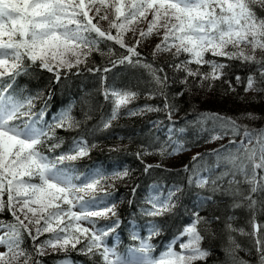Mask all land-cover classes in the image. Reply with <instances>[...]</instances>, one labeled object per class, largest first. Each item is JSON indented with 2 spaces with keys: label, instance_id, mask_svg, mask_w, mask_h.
Returning a JSON list of instances; mask_svg holds the SVG:
<instances>
[{
  "label": "snow or ice",
  "instance_id": "1",
  "mask_svg": "<svg viewBox=\"0 0 264 264\" xmlns=\"http://www.w3.org/2000/svg\"><path fill=\"white\" fill-rule=\"evenodd\" d=\"M261 13L264 0H0V213L7 207L13 217V222L0 221V247L5 249L0 252V264H41L34 256L45 255L47 249L54 253L77 251L92 259L93 264L95 257L100 258L99 264H198L206 260L210 252L202 247L203 232H210L213 220L220 217L209 219L200 213L212 196L200 199L179 234L158 256L153 255L152 238L163 229L157 218L177 215L181 207L184 187L179 184L166 191L153 185L145 194L142 204L147 207H141L140 215L149 218L144 225L147 236H140L133 225L131 239L138 241L136 246L123 254L114 244L110 246L107 237L116 232L121 220L113 193L104 190L103 182L127 179L130 170L116 165L111 173L100 169L82 172L76 162L88 157L95 144H89L83 136L74 137L65 151H57L64 140L56 135V130L69 131L79 126L71 110L47 120V105L35 112L38 96H25L14 85L32 67L53 73L59 83L62 75L86 64L93 52H102L101 43L112 41L126 53L112 60V65L126 63L144 68L156 86L147 97H163L162 107L144 105L129 109L128 115L164 112L169 121L166 141L152 150L142 145L143 151L136 153L137 158L143 163L145 155H179L189 149L177 138L186 128L177 127L173 120L179 109L165 91L170 86L169 75L163 67L145 61L138 47L153 35L160 38L152 56L155 60L162 53L172 55L168 66L173 73H182L179 83L185 86L176 97L191 92L193 85L211 89L219 80L234 92L232 81L224 79L226 69L231 67L229 61L256 65V72L247 76L244 91L264 92ZM102 21H107V30L102 28ZM145 22L146 29L140 28L139 24ZM129 31L133 36L138 33L139 38L133 43L124 39ZM235 82L241 83L239 75ZM103 95L112 107L98 130L110 128L121 109L127 108L138 93L105 87ZM244 116L255 119L252 113ZM188 123L198 125L201 133H208L205 143L230 137L229 145L194 155L191 167L184 165L183 171L188 174L189 187L229 196L231 209L246 208L251 213V232L234 228L231 215L225 228L229 233L251 236L260 264H264V225L257 222V213L264 212V130H250L236 118L210 112L199 113ZM209 158H214L211 164ZM153 167L163 165L146 164L144 172L147 174ZM138 187L132 188L133 196ZM100 220L111 223L98 226ZM45 234L47 238L37 243ZM26 238L31 240L34 252L23 247ZM228 240L239 248L233 236L229 235ZM178 242L179 251L175 249ZM59 264L72 262L66 257Z\"/></svg>",
  "mask_w": 264,
  "mask_h": 264
},
{
  "label": "trees",
  "instance_id": "2",
  "mask_svg": "<svg viewBox=\"0 0 264 264\" xmlns=\"http://www.w3.org/2000/svg\"><path fill=\"white\" fill-rule=\"evenodd\" d=\"M264 14V13H261ZM151 17L149 16V19ZM95 22V21H94ZM103 29H108L107 21H102ZM140 28L146 29L147 23L139 24ZM115 30H113V34ZM138 33L133 36L127 32L124 39L126 43H133L138 39ZM160 38L153 35L145 40L137 49L143 59L156 67H163L169 75V87L165 89L171 102L175 103L179 111L173 116L177 127H185L183 135L177 134L189 151L207 153L218 149L221 145H229L230 137L215 143H205L208 133H201L198 125L188 122L194 121L199 113H219L237 119L241 125H246L250 130H264V92H245L244 87L249 73L256 72V65H242L239 61H229L230 68L226 69L224 79L231 80L235 91H229L228 85L219 80L213 88H197L192 86L191 92H184L183 96L176 97L175 94L184 89L179 83L182 73H173L169 63L172 62L170 53H162L153 59L152 51ZM102 52H93L86 64L79 68H73L71 72L62 75L59 83L56 82L54 74L32 67L26 75L17 78L14 89L23 95L38 96L35 100V112L46 107L45 119L58 115L66 109H70L71 116L79 122L74 130L65 131L57 129L56 135L64 140L63 146L58 152L65 151L74 137L83 136L89 144H95L88 157L76 162L82 172L100 169L105 173H111L116 165H122L130 170V177L124 180L106 179L104 190L113 193L112 199L117 202V212L121 220L120 227L116 232L107 237V243L111 246L116 238L117 250L122 254L130 247L136 246L138 241L131 239L134 230L142 237L147 236V228L144 227L148 217L140 215L145 194L152 190L153 185H159L166 191L177 184L184 187L181 194V207L177 209V215L157 218L163 224L160 235L152 238L154 246L153 255L158 256L179 234L182 226L190 219V211L199 204V200L212 196V201L206 203L201 210V215L212 219L219 216V220H213L210 232H203L205 240L202 247L209 250L210 255L198 264H260V256L255 250L251 236L241 235L239 232L229 233L225 225L227 217L233 216L231 221L234 228H243L245 232H251V213L246 208L231 209L232 199L229 196L213 194L210 189H197L187 185L188 174L183 171L184 165L191 167L193 156L180 153L179 155L162 158L157 154L145 155L141 159L136 156L137 152L143 151L142 145L149 150L158 148L167 139V128L169 121L164 112H148L140 115H128L129 109H140L144 105L163 106V97L157 94L155 98L149 99L147 93L155 91L156 86L151 80L149 73L142 67L129 64H117L113 66L111 61L125 53V49L112 41L101 43ZM109 48L112 49L111 53ZM259 55V53H258ZM181 59H184L182 56ZM110 71L104 72V68ZM89 69H100V71H89ZM205 70H207L205 68ZM241 77V83L236 84L235 76ZM258 75V74H257ZM175 77V79H173ZM107 88L130 89L138 93L137 98L127 108L121 109V114L112 126L107 130H98L103 119H107L111 112V103L106 101L103 91ZM252 113L255 119L245 118L244 114ZM211 127V124L208 125ZM239 142L240 137H235ZM113 149H118L113 151ZM214 158H209L211 164ZM162 164L163 168L153 167L147 174L144 172L145 165ZM165 169H168L166 171ZM158 183V184H157ZM114 185V187H109ZM139 185L136 195H132V188ZM4 200H7L5 195ZM129 200L133 203L129 204ZM188 209V212L184 210ZM0 221L13 222L11 213L5 207L0 213ZM257 222L264 225V212L257 213ZM111 223V220H100L98 226ZM205 226H201L203 231ZM48 234L40 237V241L47 238ZM234 237L239 248L229 243L228 236ZM186 239V238H185ZM29 252H34L32 242L25 239L23 245ZM81 247L80 245L77 246ZM179 251V242L175 245ZM5 249L2 248V251ZM0 251V252H2ZM66 257L70 258L72 264H93L88 256L79 254L77 251L69 250L67 253L47 249L43 256H34L41 264H59ZM95 264H99V257H95Z\"/></svg>",
  "mask_w": 264,
  "mask_h": 264
},
{
  "label": "rangeland",
  "instance_id": "3",
  "mask_svg": "<svg viewBox=\"0 0 264 264\" xmlns=\"http://www.w3.org/2000/svg\"><path fill=\"white\" fill-rule=\"evenodd\" d=\"M186 148H187V147H186ZM184 154H186V153H184ZM188 154H189V155H193V156L195 155V154H194V153H192V152H191V153H190V152H188ZM188 154H186V155H188ZM2 248H3V247H0V251H2Z\"/></svg>",
  "mask_w": 264,
  "mask_h": 264
},
{
  "label": "bare ground",
  "instance_id": "4",
  "mask_svg": "<svg viewBox=\"0 0 264 264\" xmlns=\"http://www.w3.org/2000/svg\"><path fill=\"white\" fill-rule=\"evenodd\" d=\"M188 152H190V153L192 152V153H193V151H189V150H188V151H185L186 154H188ZM194 154H195V153H194ZM191 156H193V155H191ZM157 184H158V183H157Z\"/></svg>",
  "mask_w": 264,
  "mask_h": 264
}]
</instances>
